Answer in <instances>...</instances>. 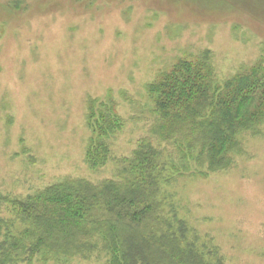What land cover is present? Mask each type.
I'll use <instances>...</instances> for the list:
<instances>
[{
  "label": "rangeland",
  "instance_id": "obj_1",
  "mask_svg": "<svg viewBox=\"0 0 264 264\" xmlns=\"http://www.w3.org/2000/svg\"><path fill=\"white\" fill-rule=\"evenodd\" d=\"M204 49L221 80L264 64V0H0V223L10 200L67 177H109L112 162L97 172L86 162L89 101L117 102L127 124L113 153L129 156L148 133L130 99L148 101L161 72ZM241 141L230 168L161 181L167 216L215 264H264V122Z\"/></svg>",
  "mask_w": 264,
  "mask_h": 264
},
{
  "label": "trees",
  "instance_id": "obj_2",
  "mask_svg": "<svg viewBox=\"0 0 264 264\" xmlns=\"http://www.w3.org/2000/svg\"><path fill=\"white\" fill-rule=\"evenodd\" d=\"M146 93L143 104L130 102L131 119L145 122L148 133L123 157L113 153L127 124L117 102L89 101L86 162L96 172L112 162L113 173L96 182L67 177L10 200L12 216L0 223V264L62 263L95 251L107 264H215L187 224L167 216L161 181L235 163L244 151L241 135L257 133L264 122V64L221 80L204 49L178 59Z\"/></svg>",
  "mask_w": 264,
  "mask_h": 264
}]
</instances>
